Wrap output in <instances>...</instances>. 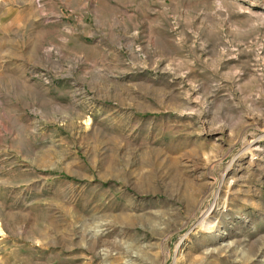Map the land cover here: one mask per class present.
<instances>
[{
	"label": "rangeland",
	"instance_id": "374dc122",
	"mask_svg": "<svg viewBox=\"0 0 264 264\" xmlns=\"http://www.w3.org/2000/svg\"><path fill=\"white\" fill-rule=\"evenodd\" d=\"M0 264H264V0H0Z\"/></svg>",
	"mask_w": 264,
	"mask_h": 264
},
{
	"label": "bare ground",
	"instance_id": "6f19581e",
	"mask_svg": "<svg viewBox=\"0 0 264 264\" xmlns=\"http://www.w3.org/2000/svg\"><path fill=\"white\" fill-rule=\"evenodd\" d=\"M102 258H106V256L104 255V256H102ZM104 262V261H103ZM107 262V261H106Z\"/></svg>",
	"mask_w": 264,
	"mask_h": 264
}]
</instances>
